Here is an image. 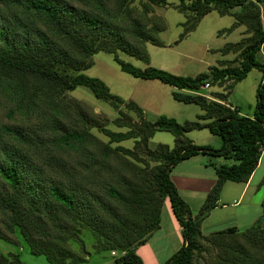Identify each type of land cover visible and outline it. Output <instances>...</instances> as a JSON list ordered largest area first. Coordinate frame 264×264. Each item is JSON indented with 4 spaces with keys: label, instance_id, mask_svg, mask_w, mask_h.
Wrapping results in <instances>:
<instances>
[{
    "label": "trees",
    "instance_id": "obj_1",
    "mask_svg": "<svg viewBox=\"0 0 264 264\" xmlns=\"http://www.w3.org/2000/svg\"><path fill=\"white\" fill-rule=\"evenodd\" d=\"M76 1L86 9L80 10L66 0H0V93H8L5 96L15 102L10 115L18 111L28 118L39 113L40 123L36 130L25 132L6 124L0 127V237L7 239V233L13 234L18 229L32 245L33 253L49 251L52 264H66L60 254L70 251L67 248L70 237L79 239L78 232L69 229L80 231L89 227L88 216L84 215L92 212L100 223L111 222L113 233L109 230V235L115 234L113 239L123 246L124 253L115 259V264H144L135 247L146 242L147 237L142 236L145 231L160 227L161 206L167 197L183 242L162 264H201L205 251L201 220L217 205L224 182H246L264 154V81L257 88L251 117L225 104L224 93L214 91L208 95L200 89L205 83L223 86L241 80L253 67L264 72V64L256 58L264 43L259 6L264 0H181L175 5L188 17L192 14L189 17L192 20L185 22L187 30L182 37L212 10L235 15L244 23L251 35L232 44L231 48L239 51L236 65L223 60L210 74L189 77L153 66L138 68L114 55L120 68L134 77L159 79L185 90L173 91L172 95L176 100L200 105L203 110L200 119L208 120L179 124L172 117L160 115L147 122L140 107L126 102L143 121L138 128L128 123L129 129L124 131L102 126L85 112L78 100L69 98L68 92L85 86L97 98L111 100L114 105L125 103L109 91L102 79L82 71L88 67L90 57L101 50L114 53L115 46L131 48V43L125 40V31L144 41L151 38L148 29L152 27L142 22L141 15H136L139 13L134 5L136 0ZM148 1L154 5L167 3V0ZM142 5L140 11L147 14L149 5ZM122 23L128 28L119 27ZM121 117L119 112L118 118ZM115 123L118 127L125 125L118 120ZM202 126L221 138L220 147L198 145L183 136L184 131ZM92 127H99L109 136L108 141L93 134ZM156 130L173 133L176 146L159 144L158 150L146 149L145 154L154 161L151 172L138 163L140 160L148 165L132 149L111 146L115 141L138 136L135 146L140 142L146 144ZM36 131L46 134L55 148L72 149L84 157L81 164H85L78 166L85 172L81 174L71 168L68 172L58 157L48 158L44 169L34 165L30 150L43 145ZM8 134L12 136L10 142L6 140ZM200 153L231 159L232 163L209 164L214 168L216 180L194 216L170 173L177 164ZM111 159L117 161L111 164ZM49 171L53 174H47ZM67 180L72 183H66ZM111 201L115 207L110 206ZM261 205V215L244 230L229 227L212 233L209 239H218L219 243L213 241V247L219 249L221 245V251L211 264H264V220H261L264 198ZM235 237L238 241L231 240ZM49 247H54L59 255L51 253ZM0 264L23 263L17 254L9 253L0 254Z\"/></svg>",
    "mask_w": 264,
    "mask_h": 264
},
{
    "label": "rangeland",
    "instance_id": "obj_2",
    "mask_svg": "<svg viewBox=\"0 0 264 264\" xmlns=\"http://www.w3.org/2000/svg\"><path fill=\"white\" fill-rule=\"evenodd\" d=\"M66 1H69L72 6L80 10L83 8L86 9L85 6L78 3L76 0ZM180 1L181 0H167V3L163 5H154L148 0L134 1V5L138 8L139 12L136 15H141L142 22L149 23V28H154L153 30L148 29L151 38L144 41L136 40L130 33L125 31V40L131 43V48L115 46L114 53L101 50L90 57L88 67L82 71L88 76L102 79L108 86L109 91L118 96L125 103H117L114 105L111 100L106 101L97 98L91 90L85 86H78L73 91L68 92L69 98L78 100L85 109V112H88L89 115L93 119H96L98 123L102 124V126L113 131H124L129 129L127 128L128 123L138 128L143 121L142 116H140L134 108H130L126 102H133L140 107L142 112H144L143 117L147 122H153L160 115L172 117L179 124L196 121L201 123L207 122V119H200L199 117V115L203 113L200 105L176 100L172 95L173 91L184 92L185 90H179L159 79H142L134 77L122 70L114 59V55H116L122 61L128 62L138 68L153 66L175 75L189 77H194L205 72L210 74L211 69L219 67L223 60H231L229 61L230 63L227 64L236 65L237 61L235 60L239 57V51H234L231 46L251 35V31L248 30V27L244 23L239 22L235 15L230 13L220 14L217 10H212L204 14L199 19L194 29L189 30L186 35L182 37L181 34L187 30L185 22L186 20H189V22L192 20L189 19L192 14H189L188 17V13L175 7ZM144 3L149 5L147 14L143 13L144 11H140ZM114 25H117V23L114 22ZM119 27L124 29L128 28L124 23ZM227 48H229V50ZM256 58L259 60V54H257ZM251 74L254 80H251L249 75L243 80L230 81L223 86L213 84L209 89H204L202 87L200 92L207 94L213 90L224 93L225 104L237 106L240 112V103L236 102V100L240 101V91H245L246 94L253 99L256 87L255 78L259 77L260 80L264 72L261 68L253 67L251 69ZM6 94L8 93H0V127L2 124H6L23 132L39 128V113L28 118L25 117L24 112L19 113L18 111H14L10 115V107L14 108L15 102L11 101L8 96H5ZM119 112L122 113L121 118H118ZM116 120L125 125L123 127H118L115 123ZM90 131L104 142H107L109 139V136L101 132L99 127H92ZM36 132L40 136L43 145H36L37 147L30 150L32 155L31 160L34 165L44 169L47 165L46 162L48 158L58 157L59 160L64 162L68 172L70 168L76 169V171L81 174L85 172L84 168L78 166L85 164H81L84 157L77 155L72 149L55 148L53 144L48 141L49 137L46 136V134L38 131ZM183 136L191 139V141L198 145H208L213 148H218L222 144L221 138L217 134L210 132L205 126L184 131ZM11 137L12 136L8 134L6 140L10 142ZM138 138L139 136L118 142L115 141L111 146H124L132 149L140 158H143L145 162H147L148 165L146 166V163L136 160V163L138 162L140 165L147 167L144 169H147V172H151L154 166V161L145 154L148 148L150 150H158L159 144L166 145L169 148L176 146L175 135L166 130H156L153 136L147 139L146 144L140 142L138 146H135ZM19 146L21 145L19 144ZM111 160V164L117 161L116 159L115 161L113 159ZM132 160L134 161L135 159ZM210 163L230 164L232 160L222 157H213L203 153V155L199 154L190 161L180 162L173 170L175 173L182 172L183 170H199L202 172L206 171L205 167H207V172L209 173L210 168L213 170L212 166L209 165ZM47 174L53 173L49 171ZM263 176L264 154L256 167V172L251 176L252 180L250 187L240 196L239 229L241 231L249 227L261 214V202L264 198ZM66 183L71 184L72 182L67 180ZM228 184L237 183L233 182ZM241 184L242 183H240V187L242 186ZM106 201L108 203L110 202L109 200ZM190 203L195 205L197 202L191 200ZM110 206L115 207L116 204L111 201ZM227 206L228 205H225L224 209H216L209 215L208 219L203 220L201 227L203 234L226 229L231 225L230 221L234 220L228 219V215H230L233 208ZM86 209H88V207H86ZM191 210L192 214L195 216L197 214L196 210L194 208ZM161 212L164 216L166 213L172 212L167 197L162 202ZM91 213L87 212L84 215V217L88 216L86 222L89 224V227H84L80 231H77L75 228L69 229L70 232L73 230L78 232L79 239L76 240L70 237L67 243V248L70 249V251L66 252L64 255L60 254V257L66 260V264H115V259L124 253L123 246L120 242L113 239L115 234L109 235V230L111 234L113 233L111 222L103 221L100 223L99 220L93 218L95 215ZM150 220L151 219L148 218V224L151 223ZM261 220H264V218ZM1 229L4 230L2 226ZM161 232H159V228H155L152 231H145L142 236L147 237L145 242L147 244H138L135 247L136 253L142 257L144 264H162L168 259L170 246L161 239ZM7 235V239L0 237V254L8 255L9 253H15L23 264H52L47 254L50 252L33 253L32 245L18 229H15L13 234L7 233ZM211 235L212 234H209L204 239L205 242H202L205 253L202 254L203 259L201 258V264H211L212 261L215 263L216 257L218 256L217 253L221 251V245H219V249L213 247V241L219 243V240L213 237L214 239L212 241V239H209ZM175 238L176 236L174 235L171 241L175 240ZM234 239L238 241L236 237L231 238V240ZM37 245V247H39L42 244ZM60 245L63 246L64 244L60 242ZM49 250H52L51 253L59 255L54 247H49Z\"/></svg>",
    "mask_w": 264,
    "mask_h": 264
},
{
    "label": "crops",
    "instance_id": "obj_3",
    "mask_svg": "<svg viewBox=\"0 0 264 264\" xmlns=\"http://www.w3.org/2000/svg\"><path fill=\"white\" fill-rule=\"evenodd\" d=\"M259 6H260V18H261L262 28L264 29V1L260 2ZM258 54H259V61L262 64H264V43L261 45ZM251 75H252L251 71H249L243 79H245L248 76L251 77ZM243 79H241V80H243ZM250 79L254 80L252 77ZM255 79H256V87H255V92H254V98L251 99V96L247 95L245 91H240V98H239L240 101L236 100V102L240 103L239 108H240V114L241 115H246V116L251 117L254 114L255 106H256V102H257L256 91H257L258 86L264 81V74H262L260 80H259V77L255 78ZM227 83H225V84H227ZM211 92H214V91L212 90L207 94L209 95V94H211ZM200 154L203 155V153H200ZM198 155L199 154L194 155V156L190 157L189 159L184 160V162L190 161L191 159H194ZM262 158H263V155H262L261 159ZM260 160H259V162H260ZM205 169H206V171H202V172L199 170L198 171H196V170H194V171L183 170L182 172H177V173H175L174 170L172 169V171L170 173L171 180L173 181V183L177 187L180 195L189 204L190 208L191 209L194 208L196 210V212L198 211V209L202 205L203 201L206 198L207 193L209 192L211 187L214 185L215 180H216V174H215L214 168H213V170H211V168H210L209 173L207 172L208 168L205 167ZM253 172L255 173L256 169ZM254 173H252V174H254ZM251 176L246 182H243V181L237 182V181H230V180H227L224 182L222 189L220 191V196H219V199L217 201V205L215 207H213L208 212V214L201 220V227H202L203 220L208 219L209 215H211L212 212H214L218 208L224 209V206L228 205L227 207L233 208L230 215H228V217H229L228 219L234 220V221H230L231 225H229L227 228L234 227V228H236V230L241 231L239 229L240 228V204H239V201H240V196L242 195V193L245 190H247L251 185V180H252ZM233 182H236L237 184H228V183H233ZM240 183H242L241 187H240ZM191 200H195L197 203L195 205H192L190 203ZM261 207H262V205H261ZM262 210H263V208H262ZM261 213H262V211H261ZM160 217H161V220H160L159 232L162 231L160 237L164 243H167L170 246V252L168 255V257H170L182 245V242H183L182 237L179 234L180 233V226H179L177 220L175 219L174 215L172 214V212L166 213L165 216L161 212ZM257 218L254 220V222L257 220ZM220 230H224V229H220ZM220 230H217V231H220ZM217 231H214V232H217ZM214 232H211L208 234H203V233L202 234L206 238L209 234H212ZM174 235L176 236V238H175V240L171 241V239ZM202 242H205V240L203 239ZM146 244L147 243H144V245H146ZM204 253H205V251L202 252V254H204ZM153 257H155V256H153Z\"/></svg>",
    "mask_w": 264,
    "mask_h": 264
},
{
    "label": "built area",
    "instance_id": "obj_4",
    "mask_svg": "<svg viewBox=\"0 0 264 264\" xmlns=\"http://www.w3.org/2000/svg\"><path fill=\"white\" fill-rule=\"evenodd\" d=\"M204 89H209L210 88V85L209 83H205L203 86H202ZM231 109H235L236 107L234 105H230L229 106Z\"/></svg>",
    "mask_w": 264,
    "mask_h": 264
}]
</instances>
